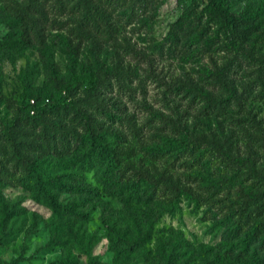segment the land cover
<instances>
[{"label":"rangeland","instance_id":"1","mask_svg":"<svg viewBox=\"0 0 264 264\" xmlns=\"http://www.w3.org/2000/svg\"><path fill=\"white\" fill-rule=\"evenodd\" d=\"M223 2L0 0V264H264V0Z\"/></svg>","mask_w":264,"mask_h":264},{"label":"trees","instance_id":"2","mask_svg":"<svg viewBox=\"0 0 264 264\" xmlns=\"http://www.w3.org/2000/svg\"><path fill=\"white\" fill-rule=\"evenodd\" d=\"M208 5L210 7L213 8V10L220 16V18L222 19V21L230 27H233L237 22H238V16L236 15V13L234 11H232L231 9H229L228 7L224 6V2L223 0H207ZM18 23L21 26H25V20L24 18L20 17L17 19ZM27 35L25 33V30L22 31V34L19 38V41L22 42H27ZM245 56H247L248 58H250V56H248L247 54H245ZM252 60H258L260 62L264 63V56H262L260 59H253L250 58ZM104 79H98L95 82L94 87L90 90V93H94L100 86L101 83H103ZM199 95L204 96L205 98H208L210 101H213L211 97L207 96L206 94L200 93L198 92ZM34 101V100H33ZM29 104L27 103H23V108L24 107H28ZM69 106H72L76 111H78L80 113V109L77 106L76 102L72 101L70 104H68ZM49 109L48 106H46L43 111H47ZM86 122L87 123V134L84 137V140H87L89 142L90 145V151L92 152L93 155L96 156V159L98 161V163H100L102 166L104 165L105 167L109 166V162L111 160V153L112 150L103 145L100 141V139L98 138L97 135H95L93 133L92 127L90 125L89 122V117L86 118ZM0 123L6 125V126H10L15 124L16 122H4L3 120H0ZM171 143V142H170ZM215 145H217V143H215ZM33 175L35 176V182H34V187L37 189V192L39 193V195L41 196V198L43 199L44 203L46 205H48L49 207H51L52 209H54L55 211H66L70 214L79 216L81 215V213L76 210L74 207H72V204H62L60 203L57 199H56V194L49 188V186H47L46 184L47 179L45 180V177H43V174L41 173V170L39 168H37V166L34 163H29ZM254 171L255 168H252ZM147 180L146 177H142V181ZM156 181L154 179L151 180V183H149L150 185L153 183H155ZM174 192L176 195H180V194H187V195H192V192L189 189H185V188H180V187H175L174 188ZM197 199H199V196H193ZM252 198H255L254 196H251ZM251 236V235H250ZM253 241V238H250L249 236L245 237L242 241V246L240 247V253L241 254H246V252H248L250 250L251 247V243ZM174 253V252H173ZM175 254V253H174ZM97 263V260L94 261V264Z\"/></svg>","mask_w":264,"mask_h":264}]
</instances>
